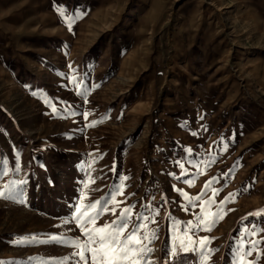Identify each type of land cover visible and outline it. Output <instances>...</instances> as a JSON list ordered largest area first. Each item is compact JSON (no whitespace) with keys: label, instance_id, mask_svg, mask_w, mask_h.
Instances as JSON below:
<instances>
[{"label":"rangeland","instance_id":"rangeland-1","mask_svg":"<svg viewBox=\"0 0 264 264\" xmlns=\"http://www.w3.org/2000/svg\"><path fill=\"white\" fill-rule=\"evenodd\" d=\"M0 192L4 264H83L102 198L159 210L152 264H264V0H0Z\"/></svg>","mask_w":264,"mask_h":264},{"label":"snow or ice","instance_id":"snow-or-ice-1","mask_svg":"<svg viewBox=\"0 0 264 264\" xmlns=\"http://www.w3.org/2000/svg\"><path fill=\"white\" fill-rule=\"evenodd\" d=\"M69 28H71V24H69ZM71 83H77L75 78H73ZM80 94V93H78ZM85 98L87 93L85 92ZM49 104L52 108V112L54 114H59L57 107L52 104L50 101H45ZM68 111V109H65ZM85 119H87L88 113H83ZM97 123L93 121L89 124V127H92ZM197 133L193 132V135ZM190 151V150H189ZM177 165L181 168L182 172L181 175H188V171L184 166L182 161H176ZM115 170V169H113ZM170 175H175L174 173H169ZM200 174V173H198ZM124 180H127V177H123ZM216 178H210L204 184V188L201 190V193L195 197L189 196L186 192H183L180 189H176L180 193V195L184 196L187 204L185 205V210H187L188 206H195L196 201H201L203 198L204 193L209 190L211 185L215 184ZM23 183V182H22ZM189 186H192V181H189ZM124 185H121L117 188L115 193H109L110 202L114 205L119 206V204L125 203L124 201H117L116 195H123ZM213 195L206 201H203L201 205L200 214L196 215V220L199 221L196 227L200 225H204L203 230L211 231V227L213 224L217 222L218 218H222L220 216L219 211L212 213L211 220L207 219L206 210L209 206L215 203V196L219 194V190L213 189ZM233 194H230L229 197H226L224 201L221 203L226 202ZM0 197L9 198L5 193L0 192ZM109 201L101 200L95 201L94 203L85 206L86 208L96 209V211L92 214H89L87 211L81 212L80 208L76 209V214L72 217V220L76 222L78 228H80L82 235L85 237V242L82 244L80 240H71V241H64L65 243H69L70 245L79 249L78 252L73 253V255L78 256L79 260L83 262V264H89V256L91 258V264H152L149 257L153 253V249L149 247V244L153 243L157 238V233L153 229L148 231V224L149 223H156L155 216L159 215V210L152 206L151 202L146 203L143 205L146 209L149 210L151 215L149 216H140L139 214H135L133 210L135 209L136 205H128L119 210V216L109 222L106 223L102 227H95V222L98 217L104 213L111 212L114 216L117 213V207L108 208ZM136 216L138 223L132 224L133 216ZM249 215H261L264 216V209L257 210L255 213H250ZM201 216H204V219H201ZM65 224H68L69 221H64ZM87 224H92L94 227L88 228L86 227ZM193 222L189 221L187 228L188 230L193 227ZM130 229V230H129ZM127 231V235H125V231ZM247 229L245 232L247 233ZM264 231V229H262ZM141 233H143L141 235ZM252 235H257L255 230L252 231ZM187 235V231L185 232ZM35 239V238H33ZM51 240L62 239L56 236L50 237ZM210 237H203L200 240L201 245V254L203 255V250L207 243H210ZM147 241V243H145ZM23 239L17 241V243H24ZM191 242V241H190ZM260 243V241H253V247L256 244ZM180 248L183 251L187 252L189 249L181 243ZM195 251V249H192ZM179 249L174 245L173 246V256L178 254ZM247 255H252L251 251H248ZM257 256H259V252H257ZM68 258H65V261ZM0 264H4V262L0 261ZM64 264V262H61ZM255 264V261L252 262Z\"/></svg>","mask_w":264,"mask_h":264}]
</instances>
